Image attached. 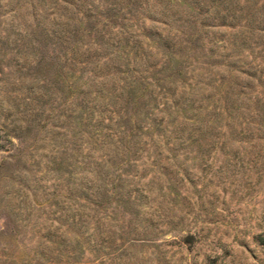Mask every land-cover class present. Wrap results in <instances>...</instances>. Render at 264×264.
I'll list each match as a JSON object with an SVG mask.
<instances>
[{"label":"trees","instance_id":"trees-1","mask_svg":"<svg viewBox=\"0 0 264 264\" xmlns=\"http://www.w3.org/2000/svg\"><path fill=\"white\" fill-rule=\"evenodd\" d=\"M38 1L41 19L28 37L35 71L47 60L55 82L72 80L76 125L74 183L58 224L45 226L37 264H151L149 244L173 226L170 160L187 147L188 117L195 146L205 148L207 132L217 133L225 116L234 119L246 87L229 81L217 97L204 90L214 86L219 31L234 30L227 41L237 55L253 46L263 52L264 0ZM200 69L210 81L189 78ZM176 169L181 183L182 164ZM193 240L186 234L180 242Z\"/></svg>","mask_w":264,"mask_h":264},{"label":"rangeland","instance_id":"rangeland-1","mask_svg":"<svg viewBox=\"0 0 264 264\" xmlns=\"http://www.w3.org/2000/svg\"><path fill=\"white\" fill-rule=\"evenodd\" d=\"M30 2L0 0V264H37L45 226L58 224L75 178L76 93L68 88L70 78L55 82L47 60L35 71L28 37L41 15L39 1L33 0L35 14ZM233 31H219L214 86L204 90L217 97L229 81L245 90L232 109L234 119L225 116L217 133L207 132L210 145L203 149L193 142L188 117L187 147L170 160H176L167 197L173 226L149 244L151 264H264V51L253 46L252 53L245 48L237 55L227 41ZM227 61L234 64L230 72ZM197 73L208 82L205 69L188 72L189 78ZM179 163L181 183L175 181ZM186 234L194 236L191 245L180 242Z\"/></svg>","mask_w":264,"mask_h":264}]
</instances>
